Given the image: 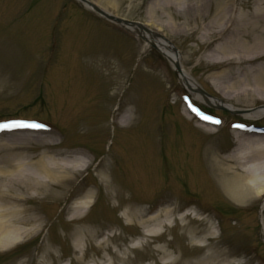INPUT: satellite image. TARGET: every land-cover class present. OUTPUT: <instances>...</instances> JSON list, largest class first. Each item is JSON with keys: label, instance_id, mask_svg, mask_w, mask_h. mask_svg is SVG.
<instances>
[{"label": "rangeland", "instance_id": "1", "mask_svg": "<svg viewBox=\"0 0 264 264\" xmlns=\"http://www.w3.org/2000/svg\"><path fill=\"white\" fill-rule=\"evenodd\" d=\"M90 1L163 35L177 48L183 67L199 82L200 90L239 111L198 101L159 49L146 47L135 32L76 0H0V123L43 125L6 129L0 137L53 134L61 141L60 149L81 150L92 158L67 193L56 191L29 202L44 225L0 250V264H39L49 248L64 257V264H76L77 229L102 228L89 245L108 237L109 245L138 244L144 238L140 228L123 216L130 206L177 208L172 224L176 226L164 228L160 241L152 245L169 243L183 262L199 257V245L219 244L236 253L233 264H264V196L245 204L234 202L209 153V149L223 156L229 153L236 146L237 131L264 132V116L251 119L242 111L263 107L264 99L255 104L235 102L222 96L214 81L215 74L231 65L233 74L224 76L228 84L252 90L264 86L259 80L264 78V37L241 39L232 33L205 39L201 28L190 30L201 19L184 24L185 0L165 11L163 0ZM241 1L253 7V0ZM206 3L209 12L211 3ZM223 57L244 62L230 64ZM187 109L194 119H188ZM128 111L134 119L121 125L119 118ZM199 120L213 124V133L197 126ZM98 164L109 168L108 175L98 172ZM69 189L72 197L94 192V202L82 221L68 220ZM187 212L183 222L188 228L202 229L194 240L183 232L178 218ZM199 218L206 220L204 224ZM151 252L140 247L130 257L146 263ZM88 254L98 258L103 252L93 247ZM48 264L62 263L49 260Z\"/></svg>", "mask_w": 264, "mask_h": 264}, {"label": "bare ground", "instance_id": "2", "mask_svg": "<svg viewBox=\"0 0 264 264\" xmlns=\"http://www.w3.org/2000/svg\"><path fill=\"white\" fill-rule=\"evenodd\" d=\"M182 0H163L161 8L170 10L175 3ZM207 0H185L184 24H189L191 19H201L190 30L198 28L203 31L205 39H212L215 36L235 34L234 38H247L251 35L257 38L264 37V0H253V7L249 8V2L241 0H208L211 3L209 12L205 11L208 5ZM207 8V7H206ZM206 13H205V12ZM201 25V26H199ZM139 34V29L129 28ZM145 35L146 47L155 44L156 47L169 59L176 69L180 82L187 87L198 101L211 105L224 107L228 111H237L235 105H229L219 97L201 94L199 82L187 71L181 61L180 54L175 51L174 45L165 39L155 38L152 35L142 32ZM226 59V60H225ZM226 63L242 64L243 59L234 57H223ZM252 59H250L251 61ZM231 65L228 69L214 75V81L219 92L226 98L244 104H255L259 98L264 99V86L258 84L255 90L240 88L235 84H228L226 75L231 76L233 72ZM233 78V77H232ZM256 83H259L263 76H256ZM258 94V95H257ZM262 94V96H259ZM186 114L188 119H194L189 110ZM239 111V110H238ZM244 115L247 118L259 119L264 116V106L253 109H245ZM131 111L126 112L119 118L121 125L130 124L133 121ZM197 126L213 133V124L205 123L203 120L197 122ZM240 132V131H239ZM236 132V146L224 156L214 149H209L213 157L214 167L222 178L223 186L228 196L236 203L245 204L264 196V133L255 130ZM61 141L55 135L32 134V133H6L0 137V153H6L0 157V250H4L30 234L43 227V219L39 212L29 202L42 200L45 197L59 192L60 195L67 193V189L75 181L76 177L86 171L92 164V158L81 150H64L58 145ZM31 151L29 153L30 150ZM101 175H108L109 168L105 165H96ZM106 177L103 180L106 181ZM71 189L69 196L72 197ZM118 193H115V197ZM94 192L87 190L81 195L71 198L68 206V220L82 221L94 202ZM177 208L168 206L157 209L134 208L132 206L123 211L126 221L137 226L144 237L138 244L126 246L109 245V237L97 245H89L90 240H95L101 229H77L73 243L74 260L76 264H154L152 260L160 264H233L235 260L234 251L227 249L224 245H199L202 253L196 260L183 262L182 258L176 256L175 250L169 243L164 245H152L159 242L158 238L166 232L164 228H173L176 221L174 214ZM264 214V207L261 210ZM190 213L181 214L178 218L182 221L181 229L189 232L194 240L196 234L201 230L189 229L183 221ZM201 222L205 219L199 218ZM204 224V223H203ZM113 240L116 235L111 236ZM83 241L87 245H83ZM147 245H144V244ZM148 247L152 250L149 260L145 259L135 262L131 259V253L138 248ZM95 247L97 251L103 252L98 258L89 256L88 252ZM44 260L39 264H48L50 261H60L64 264V257L49 248L46 251ZM70 264V263H69ZM238 264H249L248 262Z\"/></svg>", "mask_w": 264, "mask_h": 264}, {"label": "water", "instance_id": "3", "mask_svg": "<svg viewBox=\"0 0 264 264\" xmlns=\"http://www.w3.org/2000/svg\"><path fill=\"white\" fill-rule=\"evenodd\" d=\"M79 2L83 3L86 7L92 9L94 12H96L97 14H99L100 16L104 17L105 19L112 21L114 23L120 24L124 27L130 28V27H134L136 29H139V35L145 39L146 37L143 35V31L149 33L150 35H152L155 38H162L165 39V37H163L161 34L157 33V32H153L151 29L147 28L145 25H143L142 23H139L137 21H131L122 17H118L116 15H113L109 12H107L106 10L102 9L101 7H99L97 4H95L94 2L90 1V0H78ZM167 40V39H165ZM169 41V40H167ZM153 47H156L155 44H152ZM175 50H177L175 48ZM176 69H178V65H175ZM201 92L203 94H207L205 91L201 90ZM224 110H228L224 107H222Z\"/></svg>", "mask_w": 264, "mask_h": 264}, {"label": "snow or ice", "instance_id": "4", "mask_svg": "<svg viewBox=\"0 0 264 264\" xmlns=\"http://www.w3.org/2000/svg\"><path fill=\"white\" fill-rule=\"evenodd\" d=\"M204 119H210L209 117H204ZM215 123H219V121H214ZM42 128L43 125L38 123H30V122H10V123H0V131L6 129H13V128Z\"/></svg>", "mask_w": 264, "mask_h": 264}]
</instances>
